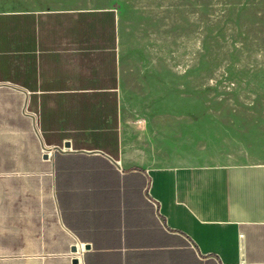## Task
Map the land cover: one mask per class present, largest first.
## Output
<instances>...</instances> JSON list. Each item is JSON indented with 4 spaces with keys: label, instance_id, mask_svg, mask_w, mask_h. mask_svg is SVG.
<instances>
[{
    "label": "crops",
    "instance_id": "1",
    "mask_svg": "<svg viewBox=\"0 0 264 264\" xmlns=\"http://www.w3.org/2000/svg\"><path fill=\"white\" fill-rule=\"evenodd\" d=\"M117 20L112 5L0 7L4 232L19 212L18 242L0 250L35 264H264V159L155 164L123 100Z\"/></svg>",
    "mask_w": 264,
    "mask_h": 264
},
{
    "label": "rangeland",
    "instance_id": "2",
    "mask_svg": "<svg viewBox=\"0 0 264 264\" xmlns=\"http://www.w3.org/2000/svg\"><path fill=\"white\" fill-rule=\"evenodd\" d=\"M114 6L128 117L155 164L264 159V0H0ZM1 207V203H0ZM0 246L18 242V203ZM0 250V264H35Z\"/></svg>",
    "mask_w": 264,
    "mask_h": 264
},
{
    "label": "built area",
    "instance_id": "3",
    "mask_svg": "<svg viewBox=\"0 0 264 264\" xmlns=\"http://www.w3.org/2000/svg\"><path fill=\"white\" fill-rule=\"evenodd\" d=\"M136 121H137V123H138L140 126L143 125V119L137 118ZM145 173H146V170H145ZM148 182H149V180H148V176H147V174H146V184H145L144 187H143L144 196L146 197V200H147V201L149 202V204L151 205V207H152V209H153V211H154L156 217L159 218V216H160V212H159V209H158V202H157V200H156L154 197H152V196L149 194V192H148ZM186 240H187V242H188L189 245L193 246V244H192V242H191V240H190L189 238H187ZM213 258H214V260H215V262H216L217 264H221L220 261H219V259H218V257L214 256Z\"/></svg>",
    "mask_w": 264,
    "mask_h": 264
},
{
    "label": "water",
    "instance_id": "4",
    "mask_svg": "<svg viewBox=\"0 0 264 264\" xmlns=\"http://www.w3.org/2000/svg\"><path fill=\"white\" fill-rule=\"evenodd\" d=\"M43 157H45V154H43ZM74 249H75L74 246H72V247H71V250H74ZM72 262H76V258H73V259H72Z\"/></svg>",
    "mask_w": 264,
    "mask_h": 264
}]
</instances>
